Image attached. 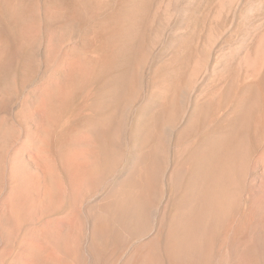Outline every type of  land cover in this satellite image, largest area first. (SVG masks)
I'll return each instance as SVG.
<instances>
[{
  "label": "rangeland",
  "instance_id": "obj_1",
  "mask_svg": "<svg viewBox=\"0 0 264 264\" xmlns=\"http://www.w3.org/2000/svg\"><path fill=\"white\" fill-rule=\"evenodd\" d=\"M229 1L0 0L10 18L0 38V264H21L40 231L73 253L72 264H106L107 258L121 264L131 252L150 248L156 235L165 239L176 220L184 232L190 219L200 246H189L179 264H264V62L259 71L257 62H249L260 53L264 0ZM56 67L75 79L73 92L64 96L57 142L71 146L77 136L84 140L60 162L52 158L64 184L58 194L32 145L46 118L39 93ZM60 77L52 80L60 83ZM255 88L257 96L249 98ZM110 100L108 110L125 113L122 150L112 166L81 134L108 113L98 105ZM145 133L150 140L144 141ZM225 134L233 140L228 171L218 169L220 182L210 187L217 200L200 222L194 216L178 219L192 203L193 182L204 177L208 159L222 161L217 140ZM150 149L155 157L143 166L141 153ZM139 155L133 179L139 188L148 184L153 201L146 232L132 242L114 226L107 241H100L95 263L86 254L98 202H119L118 184ZM136 186L129 187L133 198L140 191Z\"/></svg>",
  "mask_w": 264,
  "mask_h": 264
},
{
  "label": "bare ground",
  "instance_id": "obj_2",
  "mask_svg": "<svg viewBox=\"0 0 264 264\" xmlns=\"http://www.w3.org/2000/svg\"><path fill=\"white\" fill-rule=\"evenodd\" d=\"M227 1H229V0H227ZM222 2H224V1H222ZM225 2H226V0H225ZM7 13L8 12H6L4 9L0 8V38L3 35L6 36L7 26H8V23L10 22V21H8L10 18L8 16L9 14H7ZM262 33H263V38L260 39L261 40V43L259 42V47L261 46L260 49H259L260 50L259 57L257 56L258 57L257 59L255 58L256 55L255 56H252V57L250 55V57H249V60H250L249 62H252L253 65H254L255 62H257V65L255 64L256 67L254 66L256 71H259L260 65L264 62L263 61V59H264V31H262ZM115 41H116V39H115ZM120 43H121V40H120ZM102 60H103V62H106V64H107L109 59H108V57L102 56ZM9 67H11V66L9 65ZM61 75L63 77V70H62V68L56 67L55 70L53 71V73L51 74V77H50L51 78V81L48 83L47 86L45 85L46 87L44 89H42L43 91L41 90L42 93H39V94H41V96L38 99H39L40 103L43 104L46 118H45V125H44V127L41 129V131L38 134V136L36 138H34L33 143H32V145L34 144L33 147L38 152L39 158L41 159V161L43 162V164H45L49 168V171L53 174V175L51 174L53 176V178H51L52 184H51V181H50V184L51 185L50 184L49 185L51 187L52 193H54V194H58L61 191H64V184H63L62 178L60 177L61 174L59 173V171L57 173L60 174V175H58L56 173V169H57V165L56 164L58 162L57 163L55 162L57 158L56 159H52L53 156H58V158H59L58 160L60 162L61 161L60 159H62L61 158L62 156H64L65 154L69 153L70 151H73L75 148H78V146H80L83 143V141H84L83 139H82L83 141L81 139H79L78 136H77V139L78 140L76 142H74V144L71 145V146H63L62 143L57 142L58 141V137H59L58 131H57V126L59 125V123L61 122V120L63 118V110H62L63 108H62V106L65 103L64 102L65 101L64 100V96H66V95L70 94L71 92H73V90H74V81H75V79L73 77H67V78H65V76L63 78L60 77V78H62V81L60 83H58V81H57L58 84L55 83L52 80V78H58ZM116 88H118V87H116ZM257 89L258 88H255L254 89L255 91L250 90L248 92V97L249 98H254L255 96H257V93H258L257 92ZM118 93H119V91H118ZM124 94H125V92H124ZM162 95H165V94H162ZM163 97H165V96H163ZM38 99H36V100H38ZM104 99H105V97H104ZM161 99H162V97H161ZM248 99L245 98V101L247 100L246 103H248ZM113 102H115L114 98H113ZM122 102L123 101H121V103ZM113 105L114 104L112 103L111 100L110 101H106L105 103H102V104L100 103L98 105V108L100 109V111H104V112L108 111V113L106 115H104L103 117L100 116V118H97L96 120H93L91 123H89L88 128L85 131L83 130L84 133L81 132V134H85V135L89 136L90 141L88 140L89 141L88 142V145L90 147H97V148H100L101 149V151L104 153V155L106 157V161L109 162V164L111 163V166H112V163L114 165V163L116 162V160L118 159V157L120 155V152L122 150V139H123L122 138V135L123 134H122V131H121V128H122L123 125H122V122H121L122 120H120V114H123V112L120 113V111H121L120 109H119L120 111H118V110H116V111H114V110H108V109H111ZM3 106H4V104H3ZM3 106L1 105V108ZM117 107H118V105H117ZM125 107H126V105H125ZM159 107H160L159 112H161L162 110L164 112V107H163V109L161 108L162 105L159 106ZM242 107H244V106H242ZM247 110L250 111L249 109H247ZM242 114H243V112H242ZM72 118H74V117H72ZM6 131H8V130H6ZM1 132H2V130H1ZM225 135L226 136L223 135L224 136L223 138H220V139L217 140V142L221 143L220 144L221 146L219 144L218 145L222 149V150L220 149V151H222V154H223V155L221 154L222 155V158H221L222 161H220V162L218 161L217 162L214 159H210L208 157V155H207V157L209 158L208 159V165H207L208 168H207V170L204 169V171H205V173L207 171L208 174H205L204 171L203 172L202 171L200 172V170H199L200 173H204L203 174L204 177L202 176V177L196 179V181L193 180L194 181L193 182V191L191 193V200H193V201H192V203L190 205H188V207L186 208V211L184 210L185 213L183 214V217L182 216L180 217L181 214H178V216H179L178 219H180V218L181 219L187 218L186 220H189V218H191V217L194 216V218L196 217L195 220L197 222H200L199 220H201L202 217H204L203 214L210 208V206L215 202V200H217V198L219 196L217 194L218 192L216 194L215 193L212 194L211 191L213 189H211V191H210V187H213L212 185L219 181V180L216 181L217 180L216 173H217V170L218 169H219V172L220 173L221 172L222 173H225V172L228 171L227 168H226V166H225V162L227 160V156H228L227 154H229V149L231 148V143H232V140H233V137L232 136H228V134H225ZM83 138L85 139V136ZM143 138H144V141L151 139V137L149 136V134L146 135V133L143 136ZM140 144H142V143H140ZM208 147H211V146H208ZM216 147H218V146H216ZM150 150L147 151V152H144V153L142 151L143 154L141 153V156L143 157V161H145V159L147 161H149L151 159L152 160L154 159L155 156L153 157V155L155 153V151H154L155 149L154 150H151V151ZM217 150H218V148H217ZM212 153H214V151H212ZM216 154H218V153H216ZM216 154H215V156H216ZM199 155L201 156V152H200ZM221 155H220V157H221ZM141 156H140L141 159L139 158L137 160V162H135V166L133 165V167L131 168V171L128 172V174L125 177L122 176L124 178H122V180L118 184L117 192H115V193H117L116 195H117V199H119V202L117 204H115V202L111 198V200L109 199L110 201L108 200L107 202L106 201L105 202L103 201V203H101L102 202L101 201L100 202L101 204H99V202H98V205L99 206L97 208L95 207L97 209L96 212H94L96 215H95V217H93L94 219H92L93 223H92V226L90 228V235H91V237H89L90 238V241H89L88 246H87V252H89V253L86 254V255H90V257L92 256L91 259L93 258L94 260H92V261L95 262V263H96V261H98V263H99L98 257L99 258L101 257L100 256L101 254L99 253V252H101V249H102L101 248L100 241L101 240H104V239H105V241H107V238L111 235V232H112V229H113L114 226H116L118 228L116 230L120 231L121 234L124 237H127L128 238V240H129V237H130V241H132L131 240L132 237L134 238L135 236L137 237V235H141L139 233H141V231H144V229L147 227L146 225H147L148 219H149L148 216H150L148 214H149V210L151 209V205H152L151 202H153V201H150V199L148 197L149 196L148 195L149 194L148 184L145 182L144 185H140V183H139V181L141 180L140 179L137 182L140 185V188H139V186H136L137 184H136L135 179H133V176L135 178V175H133V171H134L136 165H138L137 163L139 162V160L140 161L142 160V157ZM205 156H206V154H205ZM209 156H211V155H209ZM197 159H198V157H197ZM145 163H146V161L144 163H141V164L143 165ZM223 163H224V165H222ZM107 164H106L105 167H107ZM152 164L154 165V163H152ZM152 164H151V166H152ZM204 164H206V163L204 162ZM14 165H12V166H14ZM109 167H110V165H109ZM203 168H205V167H203ZM9 169H10V167H9ZM11 169L13 171L14 168L11 167ZM109 170H111V169H109ZM12 171H11V173H12ZM144 171L148 172L147 169L144 170ZM109 172H111V171H109ZM11 173H10V175H11ZM200 173H198V175H200ZM149 174H151V173H149ZM223 175L225 176V174H223ZM223 175H222V177H223ZM195 176L196 177H199L197 175H195ZM12 177H13V175H12ZM152 179H153V177H152ZM222 180H223V178H222ZM203 181H207L208 183L207 182H203ZM190 184H192V183H190ZM133 185L136 186V188H139L138 190H140L137 193L135 191V193H134V197L135 198H133V194L131 192H130V195L132 194V197L129 196V193H128L129 192V187H132ZM189 187H191V186H189ZM118 189H119V191H118ZM131 189H130V191H131ZM191 189H192V187H191ZM221 189H223V188L221 187ZM221 191H223V190H221ZM132 192H134V191H132ZM222 193L223 192H221V194ZM187 194H188V192H187ZM115 197H113V198H115ZM185 198H187V195H186ZM220 198H222V196ZM50 199H52V198H50ZM220 200H222V199H219V201ZM184 202H185V200H184ZM193 202H194V204H193ZM186 203H188V201ZM216 203H217V201H216ZM196 206H198L199 209H197ZM213 206H215V205H213ZM95 208H94V210H95ZM150 211H152V210H150ZM152 220H154V219H152ZM189 221H190V224L189 225L187 224V229L184 228L186 230H184V232H182L181 230L183 229V227H181L179 225L178 220H176L172 224V226L169 228L167 234H165L166 235L165 236V239L161 240V238L159 236L153 235L155 237H154L153 240L152 239L151 240L153 241L154 244H152V246L150 248H148V246H146V247L143 246V249H142V247L140 245L141 249L137 250L136 253L135 252L134 253L131 252L129 254V256L121 264H164V255H167V257L169 258V262L168 263H170V264H179L178 263L179 262V259L180 258L182 259L181 256L183 254H186L187 253V252L186 253H183V252L186 249H188V247L191 246V245L192 246H198L197 244L199 242V241L196 240V238H197L198 235H196V238H195L194 232L197 231V230H195L193 228L194 224H193V226H191V223H193L194 220L193 219L192 220L190 219ZM191 221H193V222H191ZM196 221H195V223H196ZM160 225H161V223H160ZM181 225H182V223H181ZM183 225H184V223H183ZM51 226L53 227L54 224H52ZM179 226H180V228H182L181 230H179ZM114 229H115V227H114ZM114 231L115 230H113V233L116 235V233H118V232L115 233ZM145 232H146V230L144 231V233ZM113 233H112V236L114 235ZM123 236H122V238H123ZM122 238H121V241H122ZM137 238H140V237H137ZM125 240H123V241H125ZM194 241H197V243L194 244L193 243ZM37 242H38L37 244L29 245L26 248V250H25V259H24V261L21 264H72L73 258H72V255L71 254H73V253L70 250H68L65 246H59L58 247L57 242L52 237L49 238V237L45 236L44 233H42V231H40L39 234L37 235ZM119 242H120V240H119ZM199 246L196 247V248H199ZM190 248H189V250H192L193 247L191 249ZM194 250H192V251H194ZM59 251L61 252L60 257H59V255L57 256V254H58ZM187 255H188V253H187ZM90 257H87L86 259H88ZM71 258H72V260H71ZM83 258H85V257H83ZM86 259H83V261L86 260ZM107 259L105 260V263L106 264H114V262L112 261V260H114V258L113 259L112 258H107ZM183 259H182V261H183ZM100 262H102L101 259H100ZM73 263H75V262L73 261ZM102 263H104V262H102ZM18 264H20V263H18ZM99 264H101V263H99Z\"/></svg>",
  "mask_w": 264,
  "mask_h": 264
}]
</instances>
